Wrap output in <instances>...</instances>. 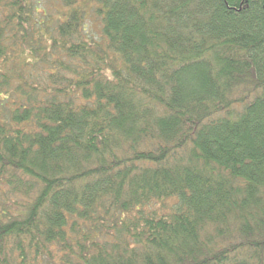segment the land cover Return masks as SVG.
I'll return each instance as SVG.
<instances>
[{"label": "trees", "instance_id": "1", "mask_svg": "<svg viewBox=\"0 0 264 264\" xmlns=\"http://www.w3.org/2000/svg\"><path fill=\"white\" fill-rule=\"evenodd\" d=\"M0 264H264V0H0Z\"/></svg>", "mask_w": 264, "mask_h": 264}, {"label": "rangeland", "instance_id": "2", "mask_svg": "<svg viewBox=\"0 0 264 264\" xmlns=\"http://www.w3.org/2000/svg\"><path fill=\"white\" fill-rule=\"evenodd\" d=\"M90 18H92V17H90ZM93 19V18H92ZM93 22H95L96 23V20H95V17H94V20L92 21V23ZM91 23V22H90ZM165 203L168 205V203H169V200L167 199L166 201H165ZM164 204L163 203H157L156 205H155V208H158V210L159 211H166V207L164 206Z\"/></svg>", "mask_w": 264, "mask_h": 264}]
</instances>
